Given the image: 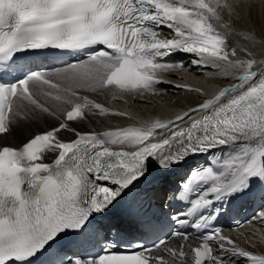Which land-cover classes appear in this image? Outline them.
Here are the masks:
<instances>
[{
  "label": "snow or ice",
  "instance_id": "obj_1",
  "mask_svg": "<svg viewBox=\"0 0 264 264\" xmlns=\"http://www.w3.org/2000/svg\"><path fill=\"white\" fill-rule=\"evenodd\" d=\"M253 9L251 0H0V264H264L219 226L256 199L249 223L264 226V36L237 29L254 22ZM185 71L206 83L171 75ZM163 84L197 102L170 118L101 102L147 105ZM110 117L133 123L80 130ZM177 169L169 191L182 210L156 216L146 187Z\"/></svg>",
  "mask_w": 264,
  "mask_h": 264
},
{
  "label": "bare ground",
  "instance_id": "obj_2",
  "mask_svg": "<svg viewBox=\"0 0 264 264\" xmlns=\"http://www.w3.org/2000/svg\"><path fill=\"white\" fill-rule=\"evenodd\" d=\"M254 5L253 9V20L254 22L249 24L247 21L245 23L237 25V29L240 32H255L256 38L258 39L261 36H264V0H251ZM227 20L228 17L226 16ZM230 22V21H229ZM230 41L233 45L243 44L244 41L241 36L230 37ZM178 79H183L187 82L205 84L206 82L203 78H197V75L194 71H185L180 73L171 74ZM213 87L216 85L225 86L223 81L212 82ZM167 85V93L162 96L152 97L147 105L143 103H132L125 105L123 102H112L111 100L101 101L105 102L107 106L113 109H129L133 113H138L145 117L161 116L165 118H170L174 115L176 111L181 108H187L191 105H194L197 101L195 97L186 96L182 92L173 89L170 85ZM133 121L129 120L127 117H110L108 119H102L99 123H88L82 125L80 130L82 131H102L108 127L116 128L123 127L132 124ZM44 124L41 123L39 127L29 126L21 129H17L14 132V139L9 138V142L15 145H19L22 141L26 140L30 134L43 130ZM25 130V132H22ZM67 137L69 134H63ZM173 181V180H172ZM167 191L166 185L162 186L159 192L164 194ZM234 239L236 235H231ZM238 237V238H237ZM236 239L239 240L240 244L250 251H253L257 254H264V226L256 225L250 228H245L239 232V236H236Z\"/></svg>",
  "mask_w": 264,
  "mask_h": 264
},
{
  "label": "rangeland",
  "instance_id": "obj_3",
  "mask_svg": "<svg viewBox=\"0 0 264 264\" xmlns=\"http://www.w3.org/2000/svg\"><path fill=\"white\" fill-rule=\"evenodd\" d=\"M22 132H25V130H23Z\"/></svg>",
  "mask_w": 264,
  "mask_h": 264
}]
</instances>
